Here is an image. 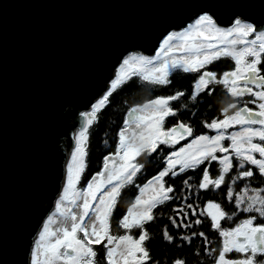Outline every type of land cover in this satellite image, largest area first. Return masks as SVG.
Here are the masks:
<instances>
[{
  "label": "snow or ice",
  "instance_id": "snow-or-ice-1",
  "mask_svg": "<svg viewBox=\"0 0 264 264\" xmlns=\"http://www.w3.org/2000/svg\"><path fill=\"white\" fill-rule=\"evenodd\" d=\"M250 36L254 38L248 39ZM173 49L185 55L174 56ZM221 57L232 59L235 65L233 70L223 72L219 79L215 72H201L206 65ZM261 65H264V30H258L252 23L239 17L234 18L230 26L221 27L207 13L198 16L183 31L169 33L155 56L132 54L124 59L119 72L110 83V90L92 105L90 112L81 114L85 124L76 137L75 151L71 153L72 162L67 165L64 194L56 204L57 212L63 219L53 229V217L47 218L35 241L30 264H104V260L107 264H147L152 257L144 243L150 238L144 226L155 219L153 209L173 199L169 193L174 189L171 186L165 187L166 176L171 174L175 177L188 169L198 168L206 161L209 164L218 161L221 165L220 174L212 179L205 167L199 183L200 189H207L210 185L219 188L234 167L244 170L239 171L232 180L233 183L237 179L252 178L254 172L251 168H245L246 164L255 166L260 176L264 177V68ZM175 69H182L186 73H200L194 85L192 100H196L205 90L211 95V84L223 85L230 98L221 109L223 119L204 122V126L215 131L216 135L193 136V128L183 123L165 129V119L176 115L170 102L179 100L184 92L178 91L175 95L149 100L129 110L125 127L119 132L117 159L106 156L103 170L92 176L85 189L78 191L76 186L87 168L85 157L88 128L98 119L97 114L107 105L112 93L126 84L132 76H139L153 85H168L171 83L169 75ZM250 85L260 90L254 91ZM246 95L254 99L247 101L244 107H238L239 100ZM257 101L260 102L257 104ZM248 103L257 104L259 110L248 107ZM257 125L258 127H254ZM236 126H240L239 131L228 133V129ZM188 137H193L191 142L166 157L167 167L140 188V195L135 197L127 213L116 224L118 228L125 229L126 233L133 228L140 229L138 238L134 239L128 234L113 235V212L117 209L121 189L132 184L133 178L144 167L135 162L136 157L151 155L162 144L174 147ZM225 140L231 143L225 146ZM217 153L225 155L218 156ZM229 153L234 154L239 161L238 165L234 166ZM255 153L259 154V159ZM177 166L179 172L175 171ZM191 179L192 177H188L184 184L191 187ZM149 190L150 194L146 197ZM251 191L253 195H248L249 189L246 187L243 195H236V209L257 213L264 220V195H261L264 189ZM232 198L233 191L229 188L228 199L231 201ZM77 200H82L79 215L67 208L60 211L62 202L68 201L76 206ZM186 206L192 210L193 216L197 214V209L191 204ZM175 211L182 213L184 217L188 215L183 208ZM200 215L211 219V227L222 238L219 250L211 249V252H217L214 264H264V223H255L256 215L229 229L221 228L220 221L225 218L231 220L236 215L235 211L229 215L220 204L209 201ZM169 219L172 225L181 226L174 218ZM194 223L199 225L202 221L196 219ZM183 227L191 228L192 224H183ZM162 235L165 240L172 242L173 236L169 234L167 227ZM196 235L204 236V233L194 232L193 236ZM182 239L189 243L192 241L190 236ZM204 239L207 241V237ZM93 245H103L106 250L99 261L98 252ZM232 253L241 255L231 259L229 254ZM174 264H185V261L176 259Z\"/></svg>",
  "mask_w": 264,
  "mask_h": 264
},
{
  "label": "water",
  "instance_id": "water-1",
  "mask_svg": "<svg viewBox=\"0 0 264 264\" xmlns=\"http://www.w3.org/2000/svg\"><path fill=\"white\" fill-rule=\"evenodd\" d=\"M202 13L264 30V0H0V264H30L65 187L81 114L125 56L154 55Z\"/></svg>",
  "mask_w": 264,
  "mask_h": 264
},
{
  "label": "trees",
  "instance_id": "trees-1",
  "mask_svg": "<svg viewBox=\"0 0 264 264\" xmlns=\"http://www.w3.org/2000/svg\"><path fill=\"white\" fill-rule=\"evenodd\" d=\"M234 67L235 65L231 58L221 57L218 60H214L211 64L206 65L204 69H201V72H215L219 79L223 72L231 71ZM261 67L264 68V65H261ZM199 75L200 73H186L182 69H175L169 75L171 83L168 85H153L142 80L139 76H132L126 84L114 91L109 97L107 105L97 114L98 119L88 128L86 143L87 156L85 157L87 168L84 170L79 181L78 191L85 189L92 176L100 172L106 156L116 154L119 145V132L125 127L124 122L127 119L129 110L133 107L141 106L153 98L175 95L178 91L184 92V96L180 97L179 100L170 102V106L176 112V115L169 116L165 119V129L174 127L176 124L182 122L193 128V136L216 135L215 131L204 126V122L210 123L212 119H223L221 109L230 98L227 97L223 85L211 84L209 85V89L212 90L211 95L208 94V90H205V92H201L197 96L196 100H192L191 96L194 91V85ZM251 87L254 88V91L260 90L254 86ZM252 99L254 97L246 95L239 100L238 107L244 106L247 101ZM259 102L257 101V104ZM257 104L248 103L247 106L254 110H259ZM254 127H258V125ZM239 129L240 126L230 128L228 129V133ZM192 139L193 137H188L185 140H181L174 147L162 144L151 155L143 154L136 157L135 162L143 164L144 167L133 178L132 184H128L121 189L117 209L113 212V235L120 236L128 234L132 235L134 239L138 238L140 229L133 228L126 233L125 229L116 226L118 220L127 213V209L134 202L139 189L167 167L166 157L172 151L179 149ZM230 143L231 141H224L225 146H228ZM217 155L222 156L225 154L217 153ZM229 155L232 157L234 166L238 165L239 161L235 158L234 154L229 153ZM254 155L258 159L260 158L258 153ZM205 167L208 168L212 179L217 178L220 174L221 165L218 161H212L210 164L206 161L196 169H188L175 177L169 174L164 178L165 187L171 186L174 189L172 193H169L173 199L153 209L155 219L144 226L150 237L144 243L149 251V255L152 257L147 264H174L176 259H183L185 264H214L217 252H211V249L215 248L218 251L222 238L219 236V232L211 227V219L206 215H200V211L206 207L209 201L220 204L221 208L229 215H232L234 211L236 212V215L232 216L231 220L225 218L220 221L221 228H234L241 221L252 215L257 216L255 223H264V220L259 218L257 213L237 211L233 199L231 201L228 199L230 186H233L235 193L243 191L247 183L253 188L264 187V177L260 176L255 166L250 164L245 165V168H251L253 170L254 176L252 178L237 179L233 183L232 180L238 175L239 171L244 170L234 167L226 175L225 183L221 184L219 188H214L210 185L207 189H200L199 183L203 177V169ZM175 171L179 172V166H177ZM188 177H192L189 180L191 187L184 184V180H187ZM187 204H191L193 208L197 209L195 216L192 215V210L187 208ZM181 208L188 214L187 217L175 211ZM169 217L174 218L177 224L181 226L176 227L172 225ZM196 219H200L202 223L199 225L195 224L194 221ZM189 223L192 224L191 228L183 227V224ZM165 227H167L169 234L173 236L171 243L163 238L162 233ZM194 232H203L204 236H193ZM184 236L192 237L191 243L183 240L182 237ZM204 237H207V241H205ZM93 247L98 252L97 260L99 261L106 250L103 245H93ZM240 255L239 253H232L229 254V258H239ZM104 264H107L106 260H104Z\"/></svg>",
  "mask_w": 264,
  "mask_h": 264
},
{
  "label": "rangeland",
  "instance_id": "rangeland-1",
  "mask_svg": "<svg viewBox=\"0 0 264 264\" xmlns=\"http://www.w3.org/2000/svg\"><path fill=\"white\" fill-rule=\"evenodd\" d=\"M173 51H174V49H173ZM143 53V52H142ZM143 55V54H142ZM172 55H173V52H172ZM145 56V55H144ZM105 95V94H104ZM103 95V96H104ZM153 99H156V98H153ZM152 99V100H153ZM99 100V99H98ZM97 100V101H98ZM96 101V102H97ZM147 103V102H146ZM91 110H89L88 112H90ZM127 118H128V115H127ZM240 130V129H239ZM239 130H235V131H239ZM79 133V132H78ZM78 135V134H77ZM77 135H76V137H77ZM191 142V141H190ZM190 142H188V143H190ZM187 143V144H188ZM186 145V144H185ZM184 146V145H183ZM73 151H75V148H74V150ZM72 151V152H73ZM107 157H110V158H112V159H117V157H116V155H109V156H107ZM70 162H72V156H71V158H70V161H69V163ZM103 167H104V165H103ZM103 167H102V169L100 170V171H102L103 170ZM95 175V174H94ZM152 179V178H151ZM150 179V180H151ZM91 180V179H90ZM66 184H67V177H66ZM66 184H65V186H66ZM79 184V183H78ZM78 184H77V186L76 187H78ZM145 185V184H144ZM87 186V185H86ZM248 188L249 189V192H248V195H253V192L251 191L252 189H255V190H259V189H264V187H262V188H253V187H250L249 186V184L247 183L246 184V186L244 187V189H243V191H239V192H236L235 193V191H234V188H233V186H230V188L232 189V191H233V201L235 202V200H236V195L237 194H240V195H243V193H244V190H245V188ZM65 188V187H64ZM86 188V187H85ZM78 190V189H77ZM140 193V189H139V192H138V194ZM63 194H64V192H63ZM63 194H61V196L63 195ZM137 194V195H138ZM261 195H264V192H262L261 193ZM70 199H71V196H70ZM79 201L80 200H77L76 201V206H72L68 201H64V202H62V204H61V209H60V211H64L66 208L67 209H70L73 213H75V214H77V215H79V213L82 211V209L81 210H78V205H79ZM235 206H236V203H235ZM241 207H243V205L241 206ZM237 210V209H236ZM237 211H239V210H237ZM63 219V217H61L60 215H59V213H56V214H54V216H53V220H54V223L51 225V227L53 228V229H55V225H56V223L58 222V220L59 219ZM38 238V237H37ZM37 240V239H36ZM34 248H35V245H34ZM42 259V258H41Z\"/></svg>",
  "mask_w": 264,
  "mask_h": 264
},
{
  "label": "bare ground",
  "instance_id": "bare-ground-1",
  "mask_svg": "<svg viewBox=\"0 0 264 264\" xmlns=\"http://www.w3.org/2000/svg\"><path fill=\"white\" fill-rule=\"evenodd\" d=\"M196 18H197V17H196ZM196 18H195V19H196ZM195 19L192 20V21H190V23H193V22L195 21ZM190 23H189V24H190ZM189 24H188V25H189ZM184 28H185V27H184ZM184 28H178V29L173 30L172 32H181V31L184 30ZM170 33H171V32H170ZM164 38H165V37H164ZM164 38H163V39H164ZM162 41H163V40H162ZM158 51H159V47H158L157 52H158ZM157 52H156V53H157ZM156 53H155L154 55H152V56H149V57H153V56H155ZM132 54L142 55L143 53H142L140 50H134V51H131L130 53H128V54L125 56L124 59H126L129 55H132ZM143 55H144V54H143ZM147 56H148V55H147ZM124 59H123V60H124ZM122 62H123V61H122ZM122 62H121V64H122ZM121 64H120V65H121ZM120 65H119V67H118V69H117V73H118L119 70H120ZM117 73H116V74H117ZM68 164H69V163H68ZM142 187H143V186H142ZM63 190H64V188H63ZM61 194H63V191H62ZM148 194H150V190H149V193H146V197H147ZM138 195H140V193H139ZM60 197H61V195H60ZM60 197L58 198V200L60 199ZM146 197H145V198H146ZM58 200H57V201H58ZM81 203H82V200L79 201V205H80ZM56 204H57V202H56ZM79 205H78V210H81V208L79 207ZM56 213H58V212H57V208H56V205H55L54 209L52 210V212L50 213L49 216H52V217H53L54 214H56ZM49 216H48V217H49ZM60 220H62V219L60 218V219L58 220V222H57L56 225H55V228L59 225ZM46 221H47V219H46ZM42 230H43V227H42V229L40 230V232H41ZM37 239H38V238H37Z\"/></svg>",
  "mask_w": 264,
  "mask_h": 264
},
{
  "label": "built area",
  "instance_id": "built-area-1",
  "mask_svg": "<svg viewBox=\"0 0 264 264\" xmlns=\"http://www.w3.org/2000/svg\"><path fill=\"white\" fill-rule=\"evenodd\" d=\"M202 14H205V13H202ZM207 14H209V13H207ZM201 15V14H200ZM200 15H198V16H200ZM210 15V14H209ZM197 16V17H198ZM214 18V17H213ZM215 19V18H214ZM242 19V18H241ZM243 20H245V19H243ZM246 22H249V23H252V22H250V21H248V20H245ZM190 23V22H189ZM253 24V23H252ZM219 26H221V27H228V26H230V25H226V26H224V25H220V24H218ZM254 25V24H253ZM173 30H175V29H173ZM172 30V31H173ZM171 31V32H172ZM252 38H254V37H248V39H252ZM239 47H240V45H239ZM158 50V49H157ZM142 52V51H141ZM157 52V51H156ZM145 56H147V54H145V53H143ZM143 55V56H144ZM173 55L174 56H177V57H179V56H181V55H185V53H183V52H181V51H179V50H176V49H174V51H173ZM147 57H149V56H147Z\"/></svg>",
  "mask_w": 264,
  "mask_h": 264
},
{
  "label": "flooded vegetation",
  "instance_id": "flooded-vegetation-1",
  "mask_svg": "<svg viewBox=\"0 0 264 264\" xmlns=\"http://www.w3.org/2000/svg\"><path fill=\"white\" fill-rule=\"evenodd\" d=\"M233 259H236V258H233Z\"/></svg>",
  "mask_w": 264,
  "mask_h": 264
}]
</instances>
